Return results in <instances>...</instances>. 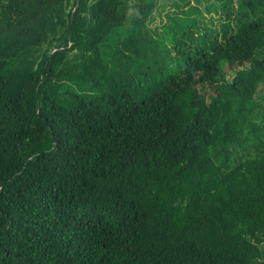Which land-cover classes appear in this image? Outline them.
<instances>
[{"label":"trees","instance_id":"obj_1","mask_svg":"<svg viewBox=\"0 0 264 264\" xmlns=\"http://www.w3.org/2000/svg\"><path fill=\"white\" fill-rule=\"evenodd\" d=\"M188 4L0 0V264H264V0Z\"/></svg>","mask_w":264,"mask_h":264},{"label":"rangeland","instance_id":"obj_2","mask_svg":"<svg viewBox=\"0 0 264 264\" xmlns=\"http://www.w3.org/2000/svg\"><path fill=\"white\" fill-rule=\"evenodd\" d=\"M173 1H176V2H180V0H161V2L165 5L164 7L162 8H159V14L157 15L156 13H154L155 15V19L154 21L152 22V26H157V25H161L162 22H165V14L167 11L169 10H172L173 8H170L171 7V3ZM188 1V5L190 7H197L201 14H202V17L205 19V23L206 22H209L211 19H216V16L214 14V12L212 10H207L206 6H208V4L212 3L213 0H187ZM185 9V8H183ZM264 245V242L261 243Z\"/></svg>","mask_w":264,"mask_h":264}]
</instances>
